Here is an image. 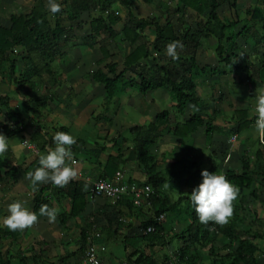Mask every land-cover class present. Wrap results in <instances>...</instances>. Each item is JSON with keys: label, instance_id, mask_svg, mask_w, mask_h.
I'll return each mask as SVG.
<instances>
[{"label": "crops", "instance_id": "0c3cea01", "mask_svg": "<svg viewBox=\"0 0 264 264\" xmlns=\"http://www.w3.org/2000/svg\"><path fill=\"white\" fill-rule=\"evenodd\" d=\"M41 1L47 11L51 23L50 27H53V13L48 10L47 0ZM128 1L131 3L132 12L137 18L153 17L161 24H165L166 20L169 19L175 25L176 30L194 25L196 29L200 28V32H203L202 24L205 22V18L190 8H184L178 0ZM252 1L254 7L256 3H259L257 0ZM36 2L37 0H0V27L9 26L11 18L15 15H28ZM59 2L61 3V11L57 13L61 18L68 39L65 47L62 48L64 56H57L51 63L50 69L52 71L45 72L43 69L41 74L31 78L30 84L25 85L23 80L22 83H17L20 74L29 66L20 48H15L10 57L15 59V75H9L4 68L0 71V125H12L16 122L23 125L20 132L9 137V151L4 155H0V163L4 164L0 172L2 176L0 179V219L8 214L7 206L15 200H26L27 206L34 211V196L38 190L32 189L31 183L25 178V173L38 167L39 156L47 153L49 148L54 147L52 135L55 132L65 131L76 137V143L71 146L75 163L68 162L76 168L78 173L77 178L73 179L74 181L84 182V184L91 186L93 181L105 177V163L109 156L119 162L118 170L123 173L124 179L142 184L146 181V175L136 158V151L132 142L133 130L136 127L154 122L158 112L162 111L157 100L167 96V106L169 108L166 110L170 113L169 121L174 123L182 121L183 118V116L177 114L172 97L162 88L154 89L144 95L134 89L121 90L119 96L117 94L107 102L102 85L95 82L92 77V73L97 70H93L92 65L95 64V60L102 58L99 46L103 36H99V40L94 43H92L93 41L88 43L87 40L83 39L78 40L76 44L74 43L76 40L73 39L72 35L74 31L72 29L76 26L75 23L80 27L81 22L79 21H86V19L88 22L83 25V29L88 30V33H90V23L99 16L100 5L95 0L98 5L82 11L77 19H70L68 17L71 14L70 1L59 0ZM108 5L119 17V20L113 25V29L119 34L123 26L129 22L126 10L119 0H109ZM254 7L248 10H252ZM177 9L179 10L176 11ZM230 10L237 12V14H234L235 16L240 14L238 12L239 0L236 9H231L227 4H224L216 12L218 15L224 11L225 14H229ZM246 11L243 13L245 19L249 18V16H246ZM64 16L65 19H63ZM239 17L243 22V18ZM238 24H240V29L237 32L242 28V23ZM70 29L71 31H69ZM190 33L193 32L190 31ZM145 36L149 39V42ZM154 37L155 29L151 26L146 27L141 36L131 46H137L142 42L149 44ZM243 42L247 44L244 40ZM72 44L75 46L73 47ZM121 44L122 46L130 45L127 41H123ZM16 50H20L21 59L19 61H16L17 55L14 56ZM110 58H107L104 63H110L107 61ZM59 62L67 65L66 72H59L55 68V66L58 67ZM89 68H91L90 71ZM214 78L215 76L212 77V81H208L207 88L215 90L214 94L216 91L219 94L218 97L216 95L212 96L215 101L212 112H217V114L224 112L232 116L234 110H246L247 119L252 121L250 126L241 133L251 129L254 130L255 127H252L255 126L256 119L254 108L257 90L259 89H250L247 75H245V79L242 75L239 78L228 75L227 78L223 79V83L221 78L217 81H214ZM197 79L196 83H198ZM257 80L259 82V79ZM45 84L46 90L43 89ZM260 85V89H264V85L262 83ZM198 88L199 85H197V94L203 101L204 97L202 95H205V93L200 92ZM205 89L204 87V91ZM29 90L31 92H28ZM22 97L26 98L22 99ZM35 98H44V104H41ZM128 108H132L134 113L138 111L140 114L135 117L129 115ZM210 109H206L207 114H204L205 111L202 109L201 114L212 116ZM191 113L192 109L188 107L186 117ZM216 117L213 118V124L219 132H212L209 139L205 137L204 133L179 137L164 129L158 140L149 149L154 156L156 170L161 173L162 170H168L170 164L176 159L198 162V159L202 157L205 144L210 143L211 149L217 148V146L218 148L220 146L224 147L228 144V138L224 131L226 127L220 125V121ZM145 120L147 123H145ZM106 133H108V136H106ZM256 133L258 132L256 131ZM119 144L126 145V147L121 146L118 148L117 145ZM175 153L177 154L175 155ZM257 158H264V152L263 154L260 153ZM229 163L230 166L236 167L234 171H241L242 165L231 162V160ZM12 167L15 169L14 177L7 173L4 174ZM42 187L46 188L42 192V197L47 200L50 207L57 209V218L54 222H49L46 216H38V222L24 230H20L17 239L11 237L10 229L0 226V251L9 252L11 264H19L21 258H27L28 264H86L84 251L88 246L93 247L104 264H121L125 256L127 258L129 247L131 252L136 250L138 253H144L142 249L145 248V242L143 244L139 237L145 233L144 231L140 232V229L137 228V226L140 227L142 222L140 220H147L151 217V212L154 213L159 206V200H168L171 197L169 199L171 203L177 199L176 197L172 200V194L168 195L166 192L161 194L162 188H165L164 185L157 190L151 186L153 194L150 197L151 200L148 199L151 205L144 204L143 207L141 206L146 200H142L141 204L136 206L132 202L131 195L128 194L117 202H112L104 197L92 196L88 192L85 195L83 211L75 216L68 217L65 224L62 225L60 220L70 214L72 207L68 184L64 187H56L51 183H45L40 186L41 189ZM249 190H251V186ZM244 191L248 190L244 189L240 192ZM165 194L168 198L164 196ZM255 196V198H258L256 194ZM243 201L241 196H237L234 200L236 202L235 206H237V203L240 207L246 204ZM180 207V211H176L174 214L169 211V217L178 218L183 215L180 218L183 222L182 220H185L186 217L182 213V205ZM240 210L241 208L233 211L236 218L229 221L233 222L236 229H239L237 225L240 222H244L245 228L251 229L246 237L256 233L258 237L254 240V243L257 244L258 241L263 244L264 230L253 228V226H257L258 220H252L249 216L243 214L244 217L251 219L245 221L237 215ZM259 212L261 213V219H264V207ZM174 221L175 224L179 222ZM262 223L264 224V220H262ZM83 232L86 235L84 237H82ZM163 235L165 234L163 233ZM135 241L136 244L133 246ZM161 246L155 245L148 248H164ZM61 258L63 259L60 261ZM130 258L135 259L136 255Z\"/></svg>", "mask_w": 264, "mask_h": 264}, {"label": "trees", "instance_id": "16d2710c", "mask_svg": "<svg viewBox=\"0 0 264 264\" xmlns=\"http://www.w3.org/2000/svg\"><path fill=\"white\" fill-rule=\"evenodd\" d=\"M71 14L70 19H77L82 11H86L95 5H100V14L90 23V33L86 36L88 43H94L99 36H103L99 49L102 53L101 62H104L111 56L109 49L106 47L107 42L114 40L120 36L121 41H127L130 45L141 36V33L146 27L155 29V37L151 43L142 42L127 54L122 62L123 68L117 70L116 63H107L103 68H98L92 73L95 82L102 85L105 92V99L109 102L118 91H126L128 89H138V93H145L154 89L162 88L174 100V108L180 116H183L182 121L171 123L169 121L170 113L167 110L158 112L154 122L148 123L145 126L136 127L133 130L132 138L133 146L136 151L137 161L142 167L146 175L145 184H149L154 189H159L163 185H169L167 190L175 192L177 199L170 203L169 199L159 200V206L154 212V217L142 221L140 227L145 230L147 227H154V231L140 235V239L145 242V246L163 245L165 236L163 223L156 220L161 213L173 214L180 211L182 205V213L185 214L188 223L180 229V233L175 234L176 238L184 240L187 237V244L180 246L177 254V259L180 264H198L202 260L204 254L201 249L208 247V264H263L255 258L254 253L257 251V244L254 240L258 235L252 233L246 237V234L251 232L250 228L239 230L235 228L233 222L229 221L226 224H216L209 222L203 224L199 221L195 209L191 206L189 196L192 189L202 181L201 171L207 169L209 171H217L219 168L215 163H211L206 168L197 166L196 163L185 159L174 160L167 173H161L156 170L154 156L149 149L158 140L162 131L179 136L187 137L189 135L204 133L209 139L212 129L216 128L213 124L212 116H203V102L197 94L196 79L203 81L204 76L210 74H218L225 72L221 70V65L214 68H209L207 65H200L197 59L196 50L200 46L198 44V36L196 33H190L189 29L181 28L176 30L175 25L169 19L165 24H161L153 17L137 18L132 12V5L128 0H119L120 4L125 8L128 24L123 26L119 34L113 29V25L119 20V17L109 8V0H69ZM184 8H190L198 15L205 18L202 24V34H208L215 38L216 47L214 49L216 58L219 63L228 69L235 77L239 78L243 73H248V66L238 62L237 51L240 49L237 44V39L242 38L246 43L253 42L255 46H261L264 49V1L256 4L252 10L246 11V16L241 21L239 15H236L234 20L220 17L216 10L227 4L231 9H236L238 0H178ZM259 1V0H257ZM177 9L176 11H178ZM54 18L53 27L47 16V11L41 0H37L28 15H15L11 18L10 25L0 27V71L2 68L9 75L14 74L15 59H11L12 52L15 48H20L24 54L29 66L20 74L17 83L30 84L32 77L45 72H51V63L54 59L64 56L63 47L66 45L67 35L65 28L61 23V18L58 13L52 14ZM238 23H242V28L239 32H235L234 28ZM88 37V38H87ZM180 40L183 42V49L192 43L193 50L189 53H180L179 59L173 60L166 58L160 60L159 55L166 53V45L172 41ZM161 61V62H160ZM259 81L264 85V50L261 52V61L256 67ZM15 75V74H14ZM111 75V76H110ZM21 79V80H20ZM29 81V82H28ZM32 87V85H30ZM30 89V88H29ZM32 90V88H31ZM29 90L28 92H31ZM37 99L41 104H44V98ZM44 99V100H43ZM192 109V113L186 117L187 108ZM233 118L235 123L234 137L248 128L251 121L247 119L246 110H234ZM184 119V120H183ZM22 123L16 122L12 125H0V133L10 137L22 130ZM217 129V128H216ZM242 169L240 172L227 170L224 175L227 179L239 188L240 191L247 189L253 182V176L250 167V161L247 156L241 158ZM4 164L0 163V172ZM119 169V162L108 156L105 163L106 176L110 178ZM15 176V169L12 167L4 174ZM3 175V174H2ZM264 178V173L262 174ZM2 178L0 174V179ZM69 195L72 200L70 214L64 216L60 220L64 225L66 219L70 216H75L83 211L85 206V195L90 192V187L84 182L71 180L68 183ZM39 187L34 196V211L39 216V208L42 204H48L47 200L42 197L43 190ZM40 192V193H39ZM255 196V192L251 194ZM234 202V201H233ZM183 203V204H182ZM233 203V211L239 210L240 205L235 206ZM49 205V204H48ZM179 214V213H177ZM20 230H10V235L13 239L18 238ZM86 236L84 232L82 237ZM223 238L230 243V246H236L235 249L226 254H221L216 251L214 242L217 238ZM136 244L133 243V246ZM229 246V244H228ZM225 246L226 248H229ZM218 250V249H217ZM133 264H156L152 258L138 251H132L127 254V257L135 256ZM128 258V259H129ZM0 264H11V256L9 252L0 251ZM19 264H28L27 258H21Z\"/></svg>", "mask_w": 264, "mask_h": 264}, {"label": "rangeland", "instance_id": "374dc122", "mask_svg": "<svg viewBox=\"0 0 264 264\" xmlns=\"http://www.w3.org/2000/svg\"><path fill=\"white\" fill-rule=\"evenodd\" d=\"M264 0H259L258 2L261 3ZM254 2L252 0H239V10L238 12L240 13L239 16H241L242 18L244 17V11L254 7L253 6ZM258 4V3H256ZM227 8V7H225ZM228 9V8H227ZM220 10V9H219ZM100 12V9H99ZM223 12V11H222ZM234 14H237V12H234L232 10H230L229 14H225V11L223 13H219L220 17L222 18H228L229 20H234L236 18V16ZM227 16V17H226ZM65 19V16L64 18ZM62 19V20H63ZM80 23V27L77 25V23H75V28L72 29V35H73V39L76 40L74 41V43H76L78 40H85L86 41V36L89 34L88 30H84L83 25H85L88 20L86 19V21H79ZM85 22V23H84ZM67 24V23H66ZM79 27V28H78ZM188 29L194 33H196L195 35L198 36L197 40H198V44L200 45L197 50H196V55H197V59L199 61L200 65H207L209 66V68H214L217 65H221V70H225L222 71V73L218 74L217 76H215L214 81H217L218 79L221 78L222 83H223V79L227 78L228 75H233L232 73H230L228 71V69L226 67H224V65L222 63H219L214 49L216 47L215 44V38L211 35L208 34H202L200 32V28L196 29V27H194V25H188ZM240 29V24H237V26L234 28L235 32H237ZM71 31V29L69 30ZM204 32V31H203ZM87 34V35H86ZM88 38V37H87ZM146 40L149 42V39L145 36ZM99 40V38H97ZM123 41H121L120 36H118L117 38H115L114 40H109L107 42V47L109 49V52L111 53V58L110 60L108 59L107 61L109 62H115L118 67L117 70H121L123 68L122 62L124 57L130 53V51H132L135 47L131 46V45H125L122 46ZM73 43V44H74ZM72 44V45H73ZM77 44V43H76ZM237 44L239 45L240 49L237 51V57H238V62L243 64V65H247L248 66V73H250V79H249V84H250V89H260L261 88V82L257 79L258 75H257V70L256 67L258 66L259 62L261 61V52L264 50L262 49L261 46H255L251 43H247L245 44L243 42V40L241 38H239L237 40ZM75 45H73L74 47ZM72 47V48H73ZM193 50L192 48V43H190L189 46H187V48H185V50L182 49H178V51H180V53H189ZM14 56L17 55L16 61H19L21 59V54H20V50H16L14 51ZM160 60H166L164 59V57L169 58V56L165 53L161 54L158 56ZM62 64V63H61ZM60 62L58 63V67L55 66V68L59 71V72H66L67 71V65L66 64H62L61 65ZM107 63L101 62L100 59H98L97 61L95 60V64L92 65L93 70L98 69V68H103ZM91 68H89L90 71ZM70 70V69H69ZM68 70V71H69ZM105 70V69H104ZM215 74H210L208 72V75L204 76L203 81L200 83V81H198L197 85H199L198 90H200V92L202 91L203 93H205V95H202L204 97L203 102V111H205L204 114H207L206 109H210L212 112V109L214 108L215 105V101L214 99H212L213 95H216V97L219 96V94L216 93L214 94L215 90L213 89H207L208 88V81L211 80L212 81V77H214ZM245 75L246 73H243L242 76L244 77L243 79H245ZM226 83V82H225ZM42 87H43V83H42ZM204 87L206 88L204 91ZM43 89H47L46 88V84L44 85ZM135 91H138L137 88H134ZM122 91H118V96L119 94H121ZM151 92V91H150ZM148 92V93H150ZM201 93V94H203ZM207 93V94H206ZM116 94V95H117ZM222 97V96H221ZM142 99V98H141ZM64 101V99H62ZM163 100V101H162ZM117 104V102H115ZM157 103H159L160 107L162 110H166L167 108H169L167 106L168 104V96L166 98L157 100ZM128 114L129 115H133L134 117L139 115L140 113L138 111H135L136 113H134V110L132 108H128L127 109ZM233 115V114H232ZM210 116V114H209ZM215 116L216 119H218L220 121V125H225L226 128H224L225 134L227 135V142H229L228 144H226L224 147L220 146L218 148L215 147L214 149L210 148V143L205 144L204 146V150L202 153V157L200 159H198V162H195L197 164V166L202 167V168H206L210 165L211 163H215L218 168H219V173L224 174L227 170H234L236 167L230 166V160L231 162H237V164L241 165V158L242 156H247V158L250 161V166H251V172H252V176H253V182L251 185V190H249V188H247L246 190L248 191H244V192H240L238 193V196H241L243 198V203L245 202L246 204H244L242 207V209L237 212V215H239L240 218H243L245 221L248 220H258V224L257 226H253L254 229H260V230H264V224L262 223L261 219L262 217H260L261 213L259 211H261V209L264 207V178H263V173H264V158L258 159L257 157L260 155V153L263 154L264 152V141H262L259 138L258 133H256V128H254V130H247L244 133H241L239 135H237V137H233L236 133L234 132L235 130V126L233 123V116H231V114H225L224 112H221L220 114L217 112H212V118H214ZM218 121V122H219ZM232 122V123H231ZM145 123L146 120H145ZM252 127H255L254 125ZM212 132L218 133L219 131L215 128L212 129ZM235 133V134H233ZM106 136H108V133H106ZM123 147L126 145H122L119 144L117 145V147ZM213 148V147H212ZM177 153H175L176 155ZM261 157V156H260ZM167 170H162V173L166 174ZM254 188V189H253ZM163 189V193L161 192V194H164V192H166V194H172V197L174 200V198H176L178 195L175 194L174 192H171L169 190H167L166 188H162ZM152 192V191H151ZM252 192H256L255 194L258 196V198L253 197L251 194ZM243 193V195H242ZM164 195L168 198L167 195ZM162 198V195H161ZM169 199H171V197H169ZM151 200V199H150ZM150 200L144 202L142 204L141 207L145 205H151ZM238 201V200H237ZM243 214L245 216H249L251 219L244 217ZM259 215V217H258ZM183 215H181V217L179 216L178 218H173V217H169V214L167 213V216L165 217V222L163 223V228H164V234L166 235V242L161 246L164 248H158L155 247L153 248H148L147 246H145V248L142 249V252H144L143 254H146L147 256H149L150 258H152V260H154L155 262H157V264H180V262L177 259V252L180 248V246L182 245H186L188 240L187 237L184 238V240H182V238H176L177 233H180V229L184 226L187 225L188 220L185 218V220H182L183 222H181V219ZM151 217H154V213L151 212ZM236 216H234L232 214V216L229 218V220H235ZM264 218V217H263ZM177 220L179 222H177L175 224V221ZM144 221V220H140ZM142 223V222H141ZM140 223V224H141ZM138 229H140V232L143 231L142 228L138 227ZM237 228L242 230H245V223L244 222H240L237 225ZM245 228V229H244ZM164 235V236H165ZM141 242L144 241L141 240ZM257 243V251L254 253L255 258H257V260L261 261L264 264V243L262 244L261 242H256ZM229 244V246H228ZM180 245V246H179ZM214 245L216 246V251H220L221 254H226L227 252H231L235 249V245L230 246V243H227V240L218 237L217 240L214 242ZM225 246L230 247L225 249ZM153 247V246H150ZM131 248L129 247V252ZM208 247L202 248L201 249V253L204 254L202 261H199L198 264H208L209 260L206 257V255L208 254ZM97 254V253H96ZM129 257L124 258L123 262H121V264H133V258H130L128 260ZM63 258L60 259V261ZM99 262L100 264H104V262L102 261V259L98 256ZM86 264H91L87 261H85Z\"/></svg>", "mask_w": 264, "mask_h": 264}, {"label": "clouds", "instance_id": "9594fccd", "mask_svg": "<svg viewBox=\"0 0 264 264\" xmlns=\"http://www.w3.org/2000/svg\"><path fill=\"white\" fill-rule=\"evenodd\" d=\"M47 7L53 14L61 11L59 0H47ZM183 47L182 41H172L166 45V54L173 60L179 59L177 49H183ZM25 98L22 97V99ZM254 115L256 117L255 128L259 138L264 141V89L257 90ZM52 140L54 147L39 156V166L25 173V178L31 183L33 190L45 183L64 187L77 178L76 168L68 163L73 160L71 146L76 143V137L69 132L57 131L52 135ZM9 148V137L0 133V155L6 154ZM201 175L202 181L190 192L191 206L195 209L201 223L208 224L211 221L216 224H226L233 214V201L238 196L239 188L232 184L224 174L217 171L203 169ZM167 187L169 185H165V188ZM7 213L0 219V226L12 231L24 230L37 223L39 218L37 212L27 206L26 200H15L9 203ZM57 214V209L48 204H42L39 208V216H46L49 222H54Z\"/></svg>", "mask_w": 264, "mask_h": 264}, {"label": "built area", "instance_id": "2783aa9c", "mask_svg": "<svg viewBox=\"0 0 264 264\" xmlns=\"http://www.w3.org/2000/svg\"><path fill=\"white\" fill-rule=\"evenodd\" d=\"M72 163H75V161L72 160ZM151 191L152 189L148 184H139L124 179L120 170H117L111 178H100L93 181L90 187L92 196L104 197L112 202H117L126 194L131 195L132 202L136 206H139L142 200L148 201ZM164 218L165 213H162L156 217V220L163 222ZM152 231H154V227L149 226L144 230V233H151ZM84 260L91 264H100L98 255L92 246H88L84 251Z\"/></svg>", "mask_w": 264, "mask_h": 264}]
</instances>
